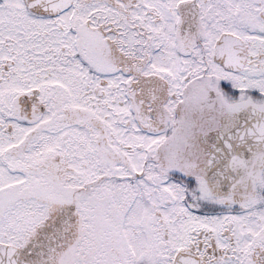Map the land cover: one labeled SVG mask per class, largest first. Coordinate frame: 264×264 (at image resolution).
Here are the masks:
<instances>
[{"label":"snow or ice","instance_id":"1","mask_svg":"<svg viewBox=\"0 0 264 264\" xmlns=\"http://www.w3.org/2000/svg\"><path fill=\"white\" fill-rule=\"evenodd\" d=\"M0 264H264V0H0Z\"/></svg>","mask_w":264,"mask_h":264}]
</instances>
